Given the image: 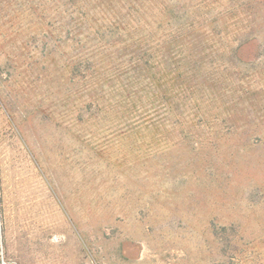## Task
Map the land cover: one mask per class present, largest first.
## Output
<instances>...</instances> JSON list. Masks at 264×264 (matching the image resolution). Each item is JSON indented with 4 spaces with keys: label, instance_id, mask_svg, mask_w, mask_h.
Wrapping results in <instances>:
<instances>
[{
    "label": "rangeland",
    "instance_id": "374dc122",
    "mask_svg": "<svg viewBox=\"0 0 264 264\" xmlns=\"http://www.w3.org/2000/svg\"><path fill=\"white\" fill-rule=\"evenodd\" d=\"M0 264H264V0H0Z\"/></svg>",
    "mask_w": 264,
    "mask_h": 264
}]
</instances>
